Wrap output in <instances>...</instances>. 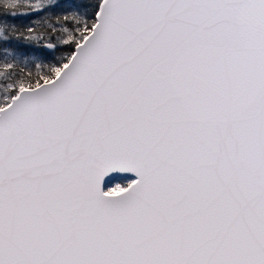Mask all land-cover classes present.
Wrapping results in <instances>:
<instances>
[{"label": "snow or ice", "instance_id": "snow-or-ice-1", "mask_svg": "<svg viewBox=\"0 0 264 264\" xmlns=\"http://www.w3.org/2000/svg\"><path fill=\"white\" fill-rule=\"evenodd\" d=\"M10 45L0 264H264V0H0Z\"/></svg>", "mask_w": 264, "mask_h": 264}, {"label": "trees", "instance_id": "trees-1", "mask_svg": "<svg viewBox=\"0 0 264 264\" xmlns=\"http://www.w3.org/2000/svg\"><path fill=\"white\" fill-rule=\"evenodd\" d=\"M33 20H35V23H33ZM50 22H54V18L48 19L47 17H45L44 19H41L40 17L33 16L32 19L23 18L21 20H18L16 23L19 29L26 31L27 27L29 26L37 30H43V28L47 26V23H50ZM13 50H14V46H11V45L9 46L7 51H5V49L3 48H0V64L5 62V57L6 56L8 57V53L12 52ZM15 50L18 53L21 51H24L25 55L28 54L27 51L24 49L23 45L16 46ZM12 62L16 63L17 61H12ZM33 63L35 62L28 63V65L20 63V65L26 68H32ZM32 70H34V68H32ZM17 71H19V69H17Z\"/></svg>", "mask_w": 264, "mask_h": 264}, {"label": "rangeland", "instance_id": "rangeland-1", "mask_svg": "<svg viewBox=\"0 0 264 264\" xmlns=\"http://www.w3.org/2000/svg\"><path fill=\"white\" fill-rule=\"evenodd\" d=\"M8 58H9V60H11L12 58H11V56L9 55V53H8ZM19 63H23V64H26V65H28V63L27 62H25V60H24V58L22 57V56H20V58H19V61H18Z\"/></svg>", "mask_w": 264, "mask_h": 264}]
</instances>
